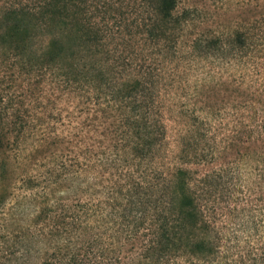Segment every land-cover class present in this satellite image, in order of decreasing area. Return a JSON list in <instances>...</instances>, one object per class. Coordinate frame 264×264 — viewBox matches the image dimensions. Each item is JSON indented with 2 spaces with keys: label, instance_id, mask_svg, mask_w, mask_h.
Instances as JSON below:
<instances>
[{
  "label": "trees",
  "instance_id": "obj_1",
  "mask_svg": "<svg viewBox=\"0 0 264 264\" xmlns=\"http://www.w3.org/2000/svg\"><path fill=\"white\" fill-rule=\"evenodd\" d=\"M189 20L179 0H0V264H264L248 239L264 224V29L188 37ZM187 56L257 75L232 89L224 144L201 110L172 164L166 96ZM70 93L103 105L97 139L81 125L71 149L49 139Z\"/></svg>",
  "mask_w": 264,
  "mask_h": 264
},
{
  "label": "rangeland",
  "instance_id": "obj_2",
  "mask_svg": "<svg viewBox=\"0 0 264 264\" xmlns=\"http://www.w3.org/2000/svg\"><path fill=\"white\" fill-rule=\"evenodd\" d=\"M179 9L190 13L186 30L188 37L245 28H250L251 33L257 34L264 29V0H179ZM257 56L259 55L257 54ZM258 59V64L264 66V57ZM256 75V67H245L243 62L225 66V64L219 65L216 61L208 59L184 57L174 78L178 81V86L172 88V91H169L166 96L169 98L166 107L167 114L172 117L168 122L167 155L173 162L172 164H178L182 160L177 156L178 144L182 135V122L195 123V117L201 110L214 113L210 120H204L203 127L208 131L211 129L216 144H224L222 140L230 129L238 125L240 113H242L239 108L240 97L235 96L238 91L234 92L232 89H236L239 85L244 86V78L249 81L255 79ZM225 84L228 90L225 89ZM168 105H170L169 108ZM56 106L62 109L61 112L66 117H63V125H61L62 122H59L60 125L58 123L53 125L50 122V129L54 131L49 132L50 140L55 137H63L58 146L63 147L68 144L67 147L71 149L73 144L79 143L78 139L81 134L78 129L81 125L85 126L86 130V134L82 136L84 141L82 144L91 143L97 139L95 128L98 120L96 115H99L98 109H101L103 105H93L92 101H89L87 96L81 93H70L61 96ZM183 118L185 120H182ZM64 155L69 156V152L64 151ZM215 165L211 163L205 168L208 169ZM256 190L252 193L244 192L248 201L244 200L243 206L249 207L258 203ZM256 219L258 221L259 216L256 215ZM263 229L264 224L259 227L258 233L249 232L252 233L248 237L250 245L263 242Z\"/></svg>",
  "mask_w": 264,
  "mask_h": 264
}]
</instances>
